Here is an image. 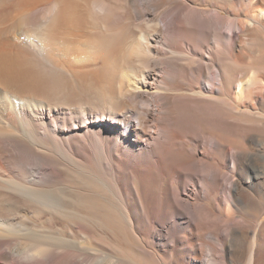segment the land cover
Here are the masks:
<instances>
[{
	"label": "bare ground",
	"instance_id": "1",
	"mask_svg": "<svg viewBox=\"0 0 264 264\" xmlns=\"http://www.w3.org/2000/svg\"><path fill=\"white\" fill-rule=\"evenodd\" d=\"M0 264H264V0H0Z\"/></svg>",
	"mask_w": 264,
	"mask_h": 264
}]
</instances>
